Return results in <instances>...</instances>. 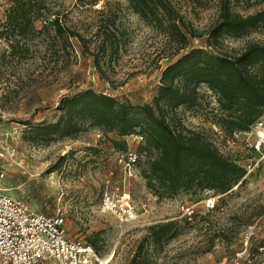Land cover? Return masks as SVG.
<instances>
[{"label":"rangeland","instance_id":"rangeland-1","mask_svg":"<svg viewBox=\"0 0 264 264\" xmlns=\"http://www.w3.org/2000/svg\"><path fill=\"white\" fill-rule=\"evenodd\" d=\"M170 1L200 33L189 39V46L223 55L238 52L248 41L264 44V26H259L241 37H222L209 47L206 31L225 0ZM226 1L242 15L264 6V0ZM54 17L88 39V50L74 37L63 42L55 36L48 23ZM111 18L122 32L119 49L105 63L100 61L98 69L92 62L94 31ZM13 22L22 28H11ZM183 52L133 13L126 0H0V187L36 212L61 215L66 238L92 240L102 258L111 254L105 264H127L147 227L168 220L178 223L177 233L160 248L147 246L151 264H229L248 226L252 248L264 237L261 164L244 171L224 192L191 189L158 198L145 186L142 165L124 166L112 147L114 133L87 122L73 136L49 140L34 137L30 130L54 122L59 100L85 89L132 105L150 100L162 68ZM197 90L195 106L174 108L167 118L199 132L221 155L242 166L255 155L217 124L212 93L203 84ZM124 139L127 149L136 151L138 140L132 135ZM111 191L128 194L137 212L134 221L118 224L110 213L99 211L101 195ZM207 199L213 200L211 207ZM184 205L192 207L190 221L181 214Z\"/></svg>","mask_w":264,"mask_h":264},{"label":"trees","instance_id":"trees-1","mask_svg":"<svg viewBox=\"0 0 264 264\" xmlns=\"http://www.w3.org/2000/svg\"><path fill=\"white\" fill-rule=\"evenodd\" d=\"M248 1V0H234ZM128 8L140 19L161 31L176 50L184 52L160 71L155 94L140 104L119 102L91 89L59 100L54 122L31 127L33 136L42 140L70 137L82 130L85 122L103 132H112V147L124 155L128 135H138L136 160L145 186L158 198H170L180 191L209 189L224 192L244 175L235 161L221 155L199 132L167 118L179 106L191 108L198 103V86L203 84L217 104V124L229 136L243 131L264 111V44L248 41L236 53L213 54L198 46H189L191 37L200 36L185 21L170 0H126ZM54 35L67 42L74 37L85 50L88 39L63 26L57 17L48 22ZM27 25V23H24ZM13 22L11 28H22ZM264 26V6L249 14L233 12L228 1L219 4L216 22L206 31V45L215 46L222 37H241ZM14 29H12L13 31ZM122 32L113 18L100 23L94 31V66L117 54ZM116 152V153H117ZM184 220H186L184 218ZM188 221V220H186ZM176 221L149 225L147 234L134 245L127 264H151L147 246L160 248L177 233ZM90 245L97 253L92 240Z\"/></svg>","mask_w":264,"mask_h":264},{"label":"built area","instance_id":"built-area-1","mask_svg":"<svg viewBox=\"0 0 264 264\" xmlns=\"http://www.w3.org/2000/svg\"><path fill=\"white\" fill-rule=\"evenodd\" d=\"M232 136L239 138L244 147L255 155L247 158L242 167L250 171L257 164L264 167V119L262 115L247 129L236 131ZM141 140L138 135H132ZM126 167H133L136 154L129 149L119 155ZM207 206L213 200H206ZM100 212L110 213L118 224L132 222L137 217L134 204L123 191L104 192L98 205ZM182 216L190 221L191 206L184 205ZM63 217L36 212L8 195L0 187V264H105L111 257L102 258L90 245L79 240L66 238L62 228ZM252 227L243 232L241 249L234 253L229 264H264V237L252 248ZM112 253V252H111Z\"/></svg>","mask_w":264,"mask_h":264}]
</instances>
